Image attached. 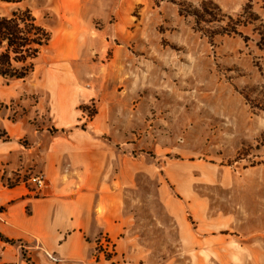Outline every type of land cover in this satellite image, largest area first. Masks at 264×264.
<instances>
[{"label":"rangeland","instance_id":"374dc122","mask_svg":"<svg viewBox=\"0 0 264 264\" xmlns=\"http://www.w3.org/2000/svg\"><path fill=\"white\" fill-rule=\"evenodd\" d=\"M97 6L87 36L98 51L77 60L86 72L79 87L94 96L52 131L91 130L100 110L110 118L118 149L138 166L125 210L148 264H264V0ZM18 9L34 12L50 34L35 58L12 61L31 83L60 65L51 51L61 29L37 0H0L1 13ZM93 254L110 259L116 244L102 235Z\"/></svg>","mask_w":264,"mask_h":264},{"label":"crops","instance_id":"0c3cea01","mask_svg":"<svg viewBox=\"0 0 264 264\" xmlns=\"http://www.w3.org/2000/svg\"><path fill=\"white\" fill-rule=\"evenodd\" d=\"M37 1L61 29L51 51L61 63L31 83L30 73H0V264H148L147 247L130 233L135 217L125 210L138 166L118 149L110 118L100 110L91 130L52 131L73 123L74 108L94 96L79 87L86 72L77 60L98 51L87 36L98 0ZM31 172L47 176L40 194L28 180ZM102 235L113 239L116 254L95 260Z\"/></svg>","mask_w":264,"mask_h":264},{"label":"trees","instance_id":"16d2710c","mask_svg":"<svg viewBox=\"0 0 264 264\" xmlns=\"http://www.w3.org/2000/svg\"><path fill=\"white\" fill-rule=\"evenodd\" d=\"M199 10L194 15L199 17ZM28 28V30H27ZM225 28V27H222ZM236 32V28L229 29ZM221 32V30L219 31ZM260 44H264V23L258 27ZM50 39L48 30L40 25L30 10H15L11 16H0V45L6 44L4 53H0V73L7 76L25 77L28 72L19 71L12 61L25 63L35 58L40 48Z\"/></svg>","mask_w":264,"mask_h":264},{"label":"built area","instance_id":"2783aa9c","mask_svg":"<svg viewBox=\"0 0 264 264\" xmlns=\"http://www.w3.org/2000/svg\"><path fill=\"white\" fill-rule=\"evenodd\" d=\"M29 182L34 185V188L38 191L41 192L45 187L48 186V179L47 176L44 173H37V174H32L28 178ZM105 236H103L100 241L101 244L105 240ZM55 259V257H54Z\"/></svg>","mask_w":264,"mask_h":264}]
</instances>
